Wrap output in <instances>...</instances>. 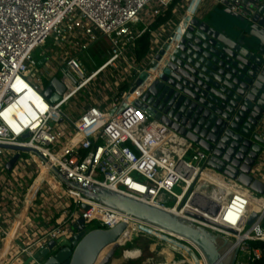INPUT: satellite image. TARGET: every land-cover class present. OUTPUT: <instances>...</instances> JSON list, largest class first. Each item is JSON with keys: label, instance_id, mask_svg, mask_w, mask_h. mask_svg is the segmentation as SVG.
Returning <instances> with one entry per match:
<instances>
[{"label": "built area", "instance_id": "obj_1", "mask_svg": "<svg viewBox=\"0 0 264 264\" xmlns=\"http://www.w3.org/2000/svg\"><path fill=\"white\" fill-rule=\"evenodd\" d=\"M193 1L176 3L172 9V20H177L173 23L174 30L168 31L167 25H171L168 21L156 33L152 26L175 0H0V146L30 149L37 154H27L29 159L24 161L19 154L16 165L8 172L6 165L16 153L0 149V195L8 198L14 207L12 211L16 212L23 192L28 197L36 186L30 200H42L43 207L46 194L41 189L43 184L50 183L62 188L69 201L58 212L63 217L58 226L44 232L36 227L21 245L10 246V242L3 250L0 264H22L26 259L30 264H38L34 255L50 242L72 238L75 235L72 226L80 219L86 230L97 227L108 231L120 223H126L133 231L137 226L144 229L137 221L69 189L51 173L52 169L69 183L90 192L102 188L167 212L173 210L172 214L238 245L235 264L262 260V252L251 244H264V207L254 205V210L249 207L250 197L264 198V195L259 196L209 169L207 153L160 120L150 118L145 105L136 107L177 48L185 31L178 35L182 28L179 26ZM196 1L183 29L192 19H201L216 8L250 23L264 6V0ZM145 34L149 35L151 46L139 65L134 49ZM163 35L165 41L157 46ZM101 42L109 48L106 60L96 69L86 70L82 58ZM168 43L170 49L165 57L157 68L151 69L154 56ZM46 44L48 48L35 58ZM41 60L44 63L39 67ZM263 71L264 57L249 89L254 88ZM143 72L148 78L135 88ZM52 80L64 89L61 94L50 92L49 99L59 97L54 104L44 97ZM127 99L129 104L122 108ZM254 134L264 142V116ZM17 170L23 172L25 181H31L26 189L25 183L14 180ZM204 172L221 177L227 186L218 188L204 178ZM250 176L264 185V151ZM201 187L208 194H215V189L226 194L223 203L212 200L219 207L216 215L199 212L192 206ZM175 188L181 192L176 194ZM82 206L88 210L84 211ZM253 213L258 217L247 227ZM214 225L234 234L221 232ZM6 237L7 232L0 231V241Z\"/></svg>", "mask_w": 264, "mask_h": 264}, {"label": "water", "instance_id": "obj_2", "mask_svg": "<svg viewBox=\"0 0 264 264\" xmlns=\"http://www.w3.org/2000/svg\"><path fill=\"white\" fill-rule=\"evenodd\" d=\"M222 13L244 23L245 27L240 29L232 25L238 33L230 36L204 19H192L177 48L160 70L159 78L148 86L136 107L145 105L150 118L160 120L207 153L209 169L263 196L264 185L254 181L250 173L264 151V142L254 134L264 116V71L254 88L249 87L264 57V6L250 23L229 11ZM245 37L254 40L255 47L244 46ZM169 49L170 44H165L154 56L149 65L151 69L157 68ZM43 63L41 60L38 66ZM147 78L146 72L140 74L135 88ZM52 90L58 94L64 91L56 80H52L44 92L46 99ZM58 101V96L49 99L51 104ZM0 149L16 153L6 165L8 172L16 165L19 154L37 155L33 150L20 147L0 146ZM51 173L69 189L91 201L191 242L199 249L206 264H235L238 245L185 218L102 188L90 192L69 183L55 169ZM195 199L214 215L218 212L219 207L207 197L197 194ZM82 209L87 211L88 207L82 206ZM257 217V214H251L247 227ZM72 230L75 233L72 238L50 242L33 259L38 264H97L105 249L121 242L128 225L120 223L112 230L88 232L80 219Z\"/></svg>", "mask_w": 264, "mask_h": 264}, {"label": "rangeland", "instance_id": "obj_3", "mask_svg": "<svg viewBox=\"0 0 264 264\" xmlns=\"http://www.w3.org/2000/svg\"><path fill=\"white\" fill-rule=\"evenodd\" d=\"M211 11L213 10L208 11L209 13L203 15L201 19H204L205 22L210 23L213 27L220 31L224 30L225 33L230 36L238 33V31L232 29V25H235L240 29L245 27L244 23L227 18L225 15H223L222 11H217L215 13H212ZM243 45L251 48L255 47L256 43L254 40L245 37ZM46 48H48L47 44L44 48L39 49L34 57L38 58L40 52ZM95 50H99V53H103L102 55H105V57H107L109 53V48L104 43H100V45ZM90 54V56L93 58L95 66L97 67L100 66L106 59L100 58L97 55L95 56L92 53ZM94 64H90L88 69H93ZM110 74L112 75V73ZM45 86H47V84ZM26 158L29 159L27 154L21 155V161H24ZM174 192L179 194L181 190L179 188H175ZM224 196L226 195L224 192H222L221 197H218L217 201L221 202L224 199ZM205 197L211 201L213 200L211 199V194L207 193ZM171 204L172 203H167L166 205L171 206ZM192 206L199 212H201V210L210 212L206 210L204 206H202L200 201L195 199V196L192 201ZM137 228L139 230H130L125 242L105 250L99 257L97 264H205L201 256L187 243L181 241L179 242L174 238L155 231L152 232L150 231V228L145 226L144 229H141L139 226H137ZM133 251H136L140 254L138 259L123 260V253ZM170 256L172 258L169 259L168 257Z\"/></svg>", "mask_w": 264, "mask_h": 264}, {"label": "crops", "instance_id": "obj_4", "mask_svg": "<svg viewBox=\"0 0 264 264\" xmlns=\"http://www.w3.org/2000/svg\"><path fill=\"white\" fill-rule=\"evenodd\" d=\"M195 1V2H194ZM189 7V16L192 13L193 9L196 7V0H194ZM204 7V6H203ZM202 9H206L205 7ZM224 9L222 8H216V10L211 11L212 13H215L217 11H223ZM209 13V12H208ZM206 13V14H208ZM171 25H167V29L168 31H172L174 30V24L177 22H174V20H172L171 18ZM169 21V22H170ZM174 23V24H173ZM163 25H166L165 23ZM161 25V26H163ZM160 27V26H159ZM157 27L155 29L156 33H159L161 30H159L160 28ZM185 29H183V27L181 28V31L178 32V35L183 33ZM166 36H161L160 41L157 43V46H159L160 44L162 45V42L165 41ZM103 43V42H101ZM100 45V44H99ZM98 45V46H99ZM98 46L93 47L88 56L82 58L84 67L86 70H89V66L90 64H94L93 58L90 56L92 53L93 55H97L100 58H107L105 57V55H102L101 53H99V50H95ZM99 49V48H98ZM106 60V59H105ZM143 61V60H142ZM142 61H140L139 65L142 64ZM104 63V62H103ZM102 63V64H103ZM101 64V65H102ZM100 65V66H101ZM99 67V66H98ZM96 69L95 68V64H94V68L90 69L89 71H92ZM152 79L154 78V73H152L151 75ZM113 83V80L110 82ZM18 173L16 174V181L20 182V183H25V189L26 187H28L31 184V181H25L24 178V174L23 172H21V170H17ZM205 174V178L209 181H211L213 184H215V186H219L218 188H222V187H226L227 185L223 182V179L219 176H216L214 174H210L207 172H204ZM5 175V174H3ZM214 175L215 177H218L221 179V183L212 179L211 176ZM12 175L9 174V177H11ZM6 178L8 177V174L5 176ZM65 187V186H62ZM36 186H34L31 190H30V194L28 197H26L25 195V191L23 192V196L24 197L22 199L19 198V207H18V212H13L12 209L14 207H12L11 203L9 202L8 198L5 197L4 195H0V231H5L7 232V237L4 238L2 240V247L0 249V251L2 252L5 248H7L8 245L10 246H17V245H21V241H24L25 238L27 239V236L32 233V231L36 228V227H41L44 231H49L52 230L53 228H55L56 226H58V224H60L63 221V217L58 214V212H60L61 210H63L64 208H66L67 204H68V198L65 197V195L63 194V190L62 188H60L57 185L54 184H43L41 191H43V193L46 194L45 196V205L43 207H41V201L42 200H34L31 201V197L33 196V193L35 191ZM215 194H211L212 196H216L221 197L222 192L219 191V189H215L214 190ZM9 198H11V196H8ZM224 199L226 198V196L223 197ZM41 210V211H40ZM48 216V218H47ZM1 246V245H0ZM1 255V259H3V255H4V251ZM28 259H26L22 264H25L26 261ZM2 261V260H1ZM0 261V262H1Z\"/></svg>", "mask_w": 264, "mask_h": 264}, {"label": "bare ground", "instance_id": "obj_5", "mask_svg": "<svg viewBox=\"0 0 264 264\" xmlns=\"http://www.w3.org/2000/svg\"><path fill=\"white\" fill-rule=\"evenodd\" d=\"M195 2V1H194ZM196 4H197V1H196ZM196 6V5H195ZM190 19V16L189 15H187L186 16V18H185V20H184V22H182L181 23V25L179 26V29L181 28V27H183L187 22H188V20ZM171 49H173V44H172V46H171ZM129 102H130V100L129 99H127V100H125L124 101V103H123V105H122V108H125L128 104H129ZM211 174V173H210ZM203 176H204V178H205V174H203ZM211 176V175H210ZM212 177V179H214V180H216V181H218V182H220L221 183V179L220 178H218V177H215L214 175H212L211 176ZM222 184V183H221ZM228 188V187H227ZM231 190H233V189H231ZM200 195H202V196H205L206 194H207V192L204 190V188L203 187H201V190H199V192H198ZM226 195V194H225ZM211 199H213V200H215V201H217V197L216 196H212V198ZM250 200H251V206L249 207V210H254L255 209V207H254V205L255 206H261V207H264V198H254V197H250ZM218 202V201H217ZM219 203H221V202H218V204ZM222 203H223V201H222ZM172 211L173 210H170V211H168V212H171L172 213ZM174 213H176V214H178L177 212H174ZM131 219H133V218H131ZM134 220V219H133ZM134 221H137V220H134ZM138 223L137 224H141V225H144V226H149V227H151L155 232H158V233H161V234H164V235H166V236H168V237H171V238H174V239H176V240H178L179 242L181 241V242H186L188 245H190L200 256H201V258L204 260V262H205V259H204V257H203V255L201 254V252L199 251V249L197 248V247H195V245H193L191 242H189V241H187V240H185V239H183V238H181V237H179V236H176V235H174V234H171V233H167V232H165V231H163V230H160V229H158V228H156V227H153V226H151V225H148V224H146V223H143V222H139V221H137ZM218 229V228H217ZM87 230H91V229H88L87 228ZM130 230H131V227H130V229L128 228V230L126 231V233H125V235H123L122 236V238H121V242H119V243H117V244H114V245H112V246H115V245H120V244H122L123 242H125L126 241V239H127V237H128V235H129V233H130ZM218 230H220V229H218ZM92 231H102V230H98V228L96 227V229H92L91 230V232ZM221 232H224V231H222V230H220ZM112 246H110V247H112ZM110 247H108V248H110ZM107 248V249H108ZM107 249H105V250H107ZM152 249V248H151ZM104 250V251H105ZM103 251V252H104ZM102 252V253H103ZM101 253V254H102ZM101 256V255H100ZM139 256H140V254L138 253V252H136V251H133V252H125V253H123V260H125V259H138L139 258ZM169 259L170 258H172L171 256L170 257H168ZM29 260V259H28ZM26 261V263L25 264H30V262L29 261ZM121 262V261H120ZM205 264H206V262H205Z\"/></svg>", "mask_w": 264, "mask_h": 264}, {"label": "trees", "instance_id": "obj_6", "mask_svg": "<svg viewBox=\"0 0 264 264\" xmlns=\"http://www.w3.org/2000/svg\"><path fill=\"white\" fill-rule=\"evenodd\" d=\"M179 0H175V2L173 3V5L169 8V10L161 17H159L155 24L152 26V29L155 30L157 27L163 25L164 23L168 22L171 20L172 18V9L174 7V5L176 3H178ZM150 37L148 34L143 35L135 44V59L136 62L139 63L140 61H142L143 59H145V57L148 55L149 50H150ZM95 68H97V66H95ZM94 229H96V227H94ZM251 246L255 249H259L262 252V260L259 262H256L254 264H264V244L260 243V242H255L252 243ZM113 247V246H112ZM111 248V247H110Z\"/></svg>", "mask_w": 264, "mask_h": 264}]
</instances>
